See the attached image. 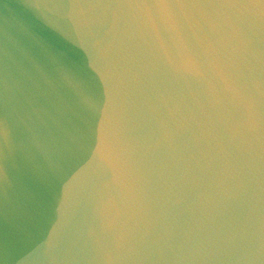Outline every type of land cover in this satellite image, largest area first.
<instances>
[{
	"label": "water",
	"instance_id": "water-1",
	"mask_svg": "<svg viewBox=\"0 0 264 264\" xmlns=\"http://www.w3.org/2000/svg\"><path fill=\"white\" fill-rule=\"evenodd\" d=\"M0 264H264V0H0Z\"/></svg>",
	"mask_w": 264,
	"mask_h": 264
}]
</instances>
